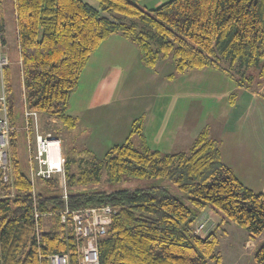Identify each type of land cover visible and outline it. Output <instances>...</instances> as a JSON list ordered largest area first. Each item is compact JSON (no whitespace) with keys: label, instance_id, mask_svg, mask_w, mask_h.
Instances as JSON below:
<instances>
[{"label":"trees","instance_id":"16d2710c","mask_svg":"<svg viewBox=\"0 0 264 264\" xmlns=\"http://www.w3.org/2000/svg\"><path fill=\"white\" fill-rule=\"evenodd\" d=\"M16 24L25 109L65 130L77 126L69 99L92 53L118 34L135 45L140 61L155 69L170 59V78L211 67L225 72L237 87L264 80V0H168L144 9V0H11ZM4 2L0 0L2 43ZM9 122L16 127V94L10 65L4 68ZM236 91L230 96L235 101ZM48 122V121H47ZM50 122V121H49ZM48 122V123H49ZM142 117L134 119L126 139L102 157L88 149L65 153L66 199L56 178L40 179L32 194L21 167L16 132L10 136V180L0 178V264H49L55 253L79 264L82 240L61 214L111 206V223L97 241L99 264H221L218 233H195L204 209L219 221L230 220L251 240L264 233V190L255 192L223 163L221 141L203 127L186 151L162 153L146 144ZM125 178L165 180L162 185L105 191ZM38 214V219L34 214ZM37 219V220H36ZM220 223V224H221ZM39 236L36 235L37 229ZM264 264V238L254 250Z\"/></svg>","mask_w":264,"mask_h":264},{"label":"crops","instance_id":"0c3cea01","mask_svg":"<svg viewBox=\"0 0 264 264\" xmlns=\"http://www.w3.org/2000/svg\"><path fill=\"white\" fill-rule=\"evenodd\" d=\"M162 2L158 1L155 6ZM12 4L11 2L10 5ZM10 13L13 20L12 32L15 35V45L12 46V51L7 45V28L4 16V36L6 40L4 46L9 49L12 60V53L15 48L17 49L16 62L21 81V62L17 47L16 24L12 10ZM173 70L174 65L169 58L162 60L155 69L145 67L141 64L140 54L135 45L122 36L114 34L104 40L98 49L92 53L81 73L76 91L69 99L70 103L67 113L77 119V126L72 128V130H65L64 126L56 119L47 121H50V124H56L54 128L63 132L62 142L65 146L68 138L70 147L79 150L88 149L93 155L107 151L114 144L124 141L129 134L132 121L140 117L143 119L142 133H144L146 144L151 149L159 150L162 153L186 151L201 129L207 126L211 131L212 137L221 141L223 163L232 169L243 185L248 186L255 192L264 190V166H261V162H257V158L253 161L259 163L257 166L261 167L253 166L250 151L245 150L247 147L249 148L246 140L237 136V139L242 142V147H235V141L233 144L226 146L222 140L224 136H227L228 127L243 118L242 114L241 118L236 117L237 121L229 125V119L225 117V114H227L226 109L223 108L217 111V108H215L219 103L220 97L207 94V101L203 106L204 110L202 107V113L200 112L199 116H197L200 109H198L197 113L196 108L193 106L195 101L193 92L189 91L183 96L176 90L177 86L171 92L166 88V85L167 83L181 81V79L191 78L193 73L196 74L205 69L187 71L184 74L170 78ZM148 86L152 88L149 94L147 93ZM22 87L21 81L19 103L15 99L16 107L18 104L20 106L23 105L24 92ZM230 96L228 98V106L231 109L235 107L236 103L235 101L230 102ZM18 115L19 119H22L23 131L29 132L30 129H33H27L23 115L21 113H18ZM188 121L190 124H188ZM76 132H82L78 142L76 141L77 137L72 135L76 134ZM249 137L250 141L254 140L253 136L250 135ZM100 141L104 144H100ZM73 148L70 149L72 150ZM253 167H255L256 173ZM214 212V210L209 208L204 209L200 220L204 216L206 219L208 216L209 221L214 220L215 222L216 220L214 224H209L210 222L208 221L209 223L206 224L204 232L214 231L215 228L218 233L219 243L220 238L225 233H228L226 224H233L228 220L221 223ZM230 227L231 229L234 228V226ZM209 228L212 229L210 230ZM256 241L248 237L245 243L255 246Z\"/></svg>","mask_w":264,"mask_h":264},{"label":"rangeland","instance_id":"374dc122","mask_svg":"<svg viewBox=\"0 0 264 264\" xmlns=\"http://www.w3.org/2000/svg\"><path fill=\"white\" fill-rule=\"evenodd\" d=\"M89 5L97 7L98 3L96 0H84ZM145 1V0H144ZM158 1L165 2L168 0H147L146 2H141L140 5L144 9H150L155 6V3ZM4 2V13H5V24H6V36H7V45L12 51L13 45H15V35H13V24H12V18H11V10L12 5L11 0H3ZM6 43V42H5ZM15 51L12 53V58L9 54V49L5 48L4 52L7 55V58L10 61V66L12 70L13 75V83H14V89L16 93V102L19 103L20 99V73L18 70V65L16 62V56H17V49H14ZM12 63V64H11ZM181 79V81H176L175 83H167V89L172 92V90H175V87L177 86L176 90L178 92L185 96V93H189V91H192L195 96V101L193 103V106L196 108L197 113L198 109H200L197 116H199L200 112L204 110L205 102L207 101V94H211L214 97L218 96L220 97L219 103L215 108H217V111H220V109L225 108L227 111V114H225V117H227L229 125H231L233 122H236L238 118L242 119L238 121L235 124H232L228 127L227 136H224L222 140L225 142L226 146H229L233 144L235 141V147L240 146L242 147V142H240V139H237V136L242 137L243 140H246V142L249 144V148L247 147V151H250V157L251 161L253 162V166L261 167L264 166V80L258 81V79L253 80V84L246 86H242V88L237 87L234 83V79L231 77L229 78L228 75L211 67H207L205 70L198 72L196 74H192L191 78H186V80ZM152 88L148 86L147 93H151ZM236 90L237 97L235 100V107L231 108L228 106V98L232 91ZM212 96V97H213ZM215 101V100H214ZM220 105V106H219ZM225 105V106H224ZM203 107V110L201 109ZM236 109V110H235ZM206 110V108H205ZM235 110V111H234ZM17 113L22 114V106L19 104L16 107ZM234 111V112H233ZM22 116V115H21ZM21 118V117H20ZM188 124L190 122L188 121ZM39 129L41 131H44L45 133H51L54 136L58 137L61 140L60 146L62 148V152L65 156V153L70 151V147L68 145V138L66 146L62 142L63 132L54 127H56V124H50V122H44L42 118H39ZM16 127L14 132H16V137L19 138L18 140V150H19V157L21 161V167L26 172L29 165V156L31 152L34 151V145H35V130L30 129L29 132L22 130V119L17 120ZM32 128V127H31ZM51 128V129H50ZM82 132H76L75 135L76 141L78 142V138ZM253 136V141H250L249 136ZM245 142V144H246ZM100 144H104L100 141ZM67 147V149H66ZM240 149V148H239ZM79 150V149H77ZM108 150V149H107ZM231 150V149H230ZM234 150V149H233ZM232 150V151H233ZM107 151L99 152L94 154L97 157H102ZM255 155V156H254ZM257 158V162H261V166H257L259 163L253 161ZM250 167H252L251 164H249ZM255 171V167H253ZM256 173V171H255ZM52 179V178H51ZM100 183V188L105 191H113V190H121V189H132V188H143V187H149V186H155V185H162L164 187H167L171 190L172 193L178 194L176 188L169 185L167 181L165 180H149V179H137V178H125L120 183H109L107 184L105 180V173L102 175ZM39 180H37L35 190H39L43 187L42 183H38ZM58 186V193H62V189L59 186V182L57 184ZM215 211V210H214ZM216 216V211L214 212ZM207 216V215H206ZM218 216V215H217ZM213 218V217H212ZM204 219L205 216H204ZM216 219V218H215ZM206 221H209L208 216ZM229 222H232L228 220ZM210 222V223H209ZM209 224L216 223V220H210ZM218 222V221H217ZM206 223V222H205ZM233 225L226 224V231L228 233H225L223 237L219 240V246L218 251L220 255H222V262L221 264H255L254 261V250L259 245V239L264 238V233L260 236V238L256 241L255 246H250L245 243L246 238H248V235L246 231H244L240 226L233 223ZM230 226H234L233 229H231ZM210 230L212 228H209ZM215 229V228H214ZM203 234H208L209 232L202 231ZM202 234V235H203Z\"/></svg>","mask_w":264,"mask_h":264},{"label":"built area","instance_id":"2783aa9c","mask_svg":"<svg viewBox=\"0 0 264 264\" xmlns=\"http://www.w3.org/2000/svg\"><path fill=\"white\" fill-rule=\"evenodd\" d=\"M6 47L2 43L0 25V178L4 183L10 180L9 144L10 136L15 131L9 122L8 106L6 104L5 84L3 82L4 68L10 65V61L4 52ZM25 127L35 130L34 151L29 156L27 174L32 183V194L35 191L36 181L40 179L51 180L56 178L66 199V182L64 174L65 156L60 146V139L53 134L45 133L39 129L40 114L24 108L22 112ZM113 209L111 206L87 207V209L70 211L65 208L61 214V222L66 223L71 229L74 237L82 240L79 247V264H99L97 241L103 236L111 223ZM34 217L37 219L38 214ZM36 219V220H37ZM206 222V223H205ZM208 221L202 218L195 227V233L202 234ZM36 235L40 230L36 226ZM68 255L55 253L48 258L49 264H69Z\"/></svg>","mask_w":264,"mask_h":264}]
</instances>
